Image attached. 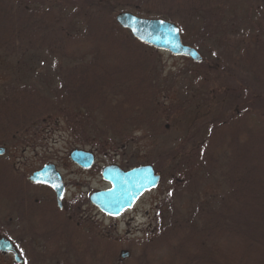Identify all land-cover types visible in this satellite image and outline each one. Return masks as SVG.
I'll return each instance as SVG.
<instances>
[{
  "label": "rangeland",
  "instance_id": "rangeland-1",
  "mask_svg": "<svg viewBox=\"0 0 264 264\" xmlns=\"http://www.w3.org/2000/svg\"><path fill=\"white\" fill-rule=\"evenodd\" d=\"M100 11L102 16L97 19ZM122 12L175 23L181 30L184 44L195 48L202 60L154 47L141 48L140 53H136L138 61H141V55H146L150 63L148 70L155 83L150 93L156 97L154 105H158L162 115L153 118L150 125L133 128L136 129L132 131L133 141H125L122 150L111 152L100 148L96 152L93 148L100 143L96 137L109 131L98 130L88 120L83 121V128L76 130L79 121L73 118L64 119L61 125L55 122L44 125L39 129L41 142L33 147L22 143H16L18 151L5 147L7 154L0 156V167L6 173L5 182L15 189L9 191L8 196L27 190L32 201L40 198L44 204L45 192L28 189L30 185L34 186L29 178L50 163L56 164L64 179L69 181L65 197L71 203L65 210L56 208L54 221L45 214L38 217L30 206L23 215L14 209L17 216L13 213L11 219L8 211L0 213V224L10 231V241L20 240V245L15 242L14 247L24 264H34L35 246L46 242L40 239L41 233L44 234L43 224L46 227L53 225L55 231L51 229L50 232L61 237L55 244L47 243L45 254L55 249L59 251L56 244L64 236L61 230L65 227L62 226L64 221H70L69 215L77 209L78 198L87 200L86 196L92 192L110 187L103 180L101 171L111 163H117L124 170L152 165L161 174L162 183L146 193L132 210L116 219L99 215L93 206L87 205L86 209L82 206L81 212L87 215L84 229H77L72 223L68 229L76 233L84 245H97L95 238L97 243H112L120 252L119 260H129L128 264H159L167 259L169 264L180 258L171 254V249H166L167 242L158 239L165 230L172 228L168 224L172 218L177 219L179 226L168 234L176 242L170 246H181L180 254L183 255L189 252L190 245L200 246L204 238L216 241L218 233L224 234L215 231L216 228L236 229L234 223L238 219L235 216L242 210L241 206L238 209H225L224 206L233 192L227 175L232 171L230 167L235 165L236 155L227 143L255 145L257 151L254 154L264 150V100L260 103L252 101L250 107L253 109H248L246 100L250 97L246 99L240 94L247 87L251 88L249 94H254L255 88L264 85V75L260 82L258 72L264 70V0H0V100L6 97V87L10 85L21 87L36 83L44 86L47 79L58 80V72L74 67L68 68V64L62 67L66 46L70 45L69 50L86 56L97 41L95 36L101 35L106 28V20L115 24L116 16ZM62 30L72 36L68 41ZM33 32L40 33L34 37ZM248 35L252 36L250 42ZM40 47L42 51H38ZM103 47V52L110 51L109 46ZM70 58L76 61V55ZM40 60L42 64H39ZM84 68L96 69L97 66L91 61ZM237 108L242 112L241 116L237 114ZM4 121L5 118L1 124ZM139 127L142 128L137 129ZM238 128L244 130L243 133L237 132ZM74 131L83 137L76 136ZM247 132L255 133L252 138L247 135L245 139ZM232 133L233 140L229 139ZM91 139L93 145L89 144ZM112 141V138L108 139V142ZM201 148H205V157L208 153L207 162L202 160ZM75 149L94 150L96 167L83 170L74 164L70 153ZM190 157L197 163L186 162ZM234 173L239 176L232 177L234 182L245 178L243 172L234 170ZM240 195H236L240 200L246 199V189ZM168 200L175 205L173 208L168 205ZM49 203L40 209H47ZM51 209L48 208L47 213H51ZM189 217L191 219L187 220ZM34 231L37 237H34ZM98 231L112 238L111 241L102 235L98 238L95 234ZM1 232L2 229L0 239L5 236ZM232 232L229 238L236 244ZM146 240L153 243L147 246ZM185 244L187 248L182 251ZM123 253L128 256L123 258ZM153 253H156L154 258ZM141 257L144 258L142 261ZM259 259L258 256L256 264H261ZM0 264L17 263L13 253L0 252Z\"/></svg>",
  "mask_w": 264,
  "mask_h": 264
},
{
  "label": "trees",
  "instance_id": "trees-1",
  "mask_svg": "<svg viewBox=\"0 0 264 264\" xmlns=\"http://www.w3.org/2000/svg\"><path fill=\"white\" fill-rule=\"evenodd\" d=\"M107 10L110 11L109 6ZM101 16L102 12L100 11L97 19L101 18ZM139 16L147 17L146 15ZM102 27L103 25H101L100 30H102ZM34 32L32 34L34 37H37L40 33ZM62 34L67 41L72 37L64 31ZM95 37L97 41L86 56L82 53L76 54L77 52L69 50L70 45L66 46L62 67L66 64H68L67 67L70 65L74 67H68V70L58 72V80L56 78H53V81L47 79L44 86L30 83L21 87L13 85L6 87V97L0 100V147L5 148V146H12L16 143L33 147L41 142L39 129H43L44 125L47 124L49 126L54 122L56 125H61L64 119L69 121L73 118L79 121L76 130L83 128V121L88 120L92 121L98 130L109 131L96 137L100 141L99 146L93 148L96 152L100 151V148L109 149L111 152L119 151L122 150L125 141H133L132 131L136 130L133 128L150 125L153 118H156L157 115H162V112L157 107L158 105H154V102L157 101L156 97L150 93V89L154 88L155 84L148 70L149 66L147 64L150 65V63L147 61L146 55H141V61H138L136 56L137 52L140 53L141 48L147 49L151 46L136 40L129 31L122 29L118 23L114 24L109 20H106V28L103 29V33ZM248 38H250V42L252 36L248 35ZM43 41L45 42L44 39ZM103 43L104 45H101ZM130 45H134V49H129ZM103 46H109L110 51L103 52L102 50L105 49ZM123 48H125V51ZM42 50L41 47L38 49V51ZM71 55H76L75 62L70 58ZM91 61H94L97 68H84ZM39 64H42L41 60ZM258 72H260L261 78L257 75L256 78H260V82H262L264 70ZM263 86L261 88L259 85L255 88L257 92L254 94H249L251 89L249 87L245 88V92L242 89L240 93L242 97H246V99L250 97L246 100L248 109H253L250 107L252 101L260 103L262 102L261 100H264ZM237 114L240 116L242 114L238 108ZM3 118L6 119V122L4 121L1 124ZM233 118L234 116H232L231 120ZM254 118L252 116V119ZM69 123H72V121L68 122L71 130ZM231 129H233V126ZM236 131L243 133L244 130H239L238 128ZM74 133L78 137H83L80 132L74 131ZM254 133L247 132L244 138L246 139L247 135L252 138ZM110 134L113 137H109ZM233 135L234 133L229 135V139L233 140ZM109 138H112L113 141L108 142ZM92 139L89 140L91 145L94 143ZM233 143V145H230V142L227 143L231 151L236 154L234 158L235 165L229 166L232 171L227 175L233 192L226 199L227 204L225 203L224 206L226 205L225 209H238L241 206L242 210L235 216L238 219L234 223L236 229L224 231L216 228L215 231H221L225 235L218 233L219 236L215 237L216 241L204 238L202 244L199 243L200 246L190 245L189 252H185V255H183L180 254L181 246H170L175 245L176 242L171 240L168 234L174 232L175 228L179 226L177 219L172 218L168 223L172 228L165 230L166 232L158 239L162 243L167 242L166 249H171V254H176L180 258V260H172L169 264H256L258 256L260 257V263L264 264V150L254 154L257 151L255 145ZM94 150L93 152H95ZM202 152L204 153L202 160L207 162L209 159L208 153L205 157V148L200 149L201 154ZM187 161L196 162L191 157ZM245 161H248L250 165H246ZM254 162L255 165L252 166ZM200 164H202V161ZM186 167L188 168V165ZM193 169L190 168V170ZM234 170L235 172L244 173L245 178L241 182L239 180L234 182L232 177H239L234 173ZM4 172L3 168L0 167V213L8 211L10 213L9 219H11L10 216L14 213V209L20 210L23 215V211L30 206L33 211L35 210L38 217L45 214L44 216H51L50 220L54 221L55 211L51 209V213H47L48 208H50L49 205L47 209H40L45 206L43 200L39 198V201L36 202L38 200L36 198L32 201L27 190L12 194V197L8 196L9 191H15V189L5 182L7 177ZM243 181L244 184L242 185ZM29 188L35 191L34 189H39V186L30 185ZM244 189H246L247 198L240 200L236 195L243 193ZM167 203L171 208L175 206L170 200ZM15 216H17L16 213H14ZM189 219L191 217L187 220ZM64 223L65 225L62 227H65V229L61 230L64 231V236L56 244L59 251L55 249L54 252L46 254L44 248L48 244H55L61 237L56 235L55 232H50L51 229L54 230L52 228L53 225L46 227L43 224L42 228H44L42 231L44 234L41 233L40 239L42 238L46 242L44 245L35 246L34 264H61L63 261L67 264L129 263V260H119L120 252L110 242L97 243L94 238L97 245H84L80 242L79 237L75 236L76 233L68 229L71 222L64 221ZM1 226V233L5 235H3L5 238H8L11 234L10 231ZM230 231L235 233L236 244L232 243V240H230L232 238H229ZM35 232L34 237H37ZM95 234H97L98 238H102L101 235L107 239L110 238L99 231ZM8 239L10 240V238ZM19 241L17 239L14 243L16 242L19 246ZM151 243H153L151 240L150 242L146 240L145 244L149 246ZM98 244L102 245L99 246ZM196 246H199V248L195 249ZM186 248L187 244L182 245V251L186 250ZM17 252L19 253V251ZM155 255L156 253H153L152 257L154 258ZM143 259L142 257L140 258L141 261ZM168 261L169 259H167ZM167 262L159 264H168Z\"/></svg>",
  "mask_w": 264,
  "mask_h": 264
},
{
  "label": "water",
  "instance_id": "water-1",
  "mask_svg": "<svg viewBox=\"0 0 264 264\" xmlns=\"http://www.w3.org/2000/svg\"><path fill=\"white\" fill-rule=\"evenodd\" d=\"M117 23L143 43L169 51L174 55L188 56L196 61L202 60L196 49L183 43L180 28L172 22L163 19L143 18L124 12L118 15ZM5 152V149L0 148V155ZM71 159L85 169L92 168L96 162L93 153L79 149L72 152ZM102 176L112 187L109 190L94 192L90 196V202L111 217H120L127 210L134 208L146 192L155 189L161 182V176L156 173L152 165H144L128 171L117 165H111L104 168ZM30 182L50 186L56 193L59 207L62 206L61 199L64 195L65 185L55 165H47L42 170L35 172L30 177ZM54 185L57 187H53ZM0 251L13 253L15 262L24 264V260L8 239L0 240ZM127 256V253L122 254L123 258Z\"/></svg>",
  "mask_w": 264,
  "mask_h": 264
},
{
  "label": "flooded vegetation",
  "instance_id": "flooded-vegetation-1",
  "mask_svg": "<svg viewBox=\"0 0 264 264\" xmlns=\"http://www.w3.org/2000/svg\"><path fill=\"white\" fill-rule=\"evenodd\" d=\"M6 147V146H5ZM11 148H14L16 151H18V146L17 144L16 145H12V146H9L7 149H11ZM21 149H22V146H21ZM23 151H25V149H23ZM6 154H7V150H6ZM97 157V156H96ZM70 160L72 161L71 159V153H70ZM73 162V161H72ZM74 163V162H73ZM50 164H54V163H50ZM76 164V163H74ZM56 167L57 165L54 164ZM77 165V164H76ZM97 165V163H96ZM96 165L94 167H96ZM107 165H118L117 163H111V164H107ZM78 167H80L79 165H77ZM94 167H92L91 169L89 170H92L94 169ZM106 167V166H105ZM58 169V168H57ZM80 169H83V170H87V169H84L82 167H80ZM97 169H98V166H97ZM103 170L104 168L102 169L101 171V176H102V173H103ZM63 176V175H62ZM63 181H64V185H65V193H64V197L61 201V207H59V203H58V199L56 198V194L54 192V190L49 187V186H46V185H35V186H39V190L41 191H44L45 192V198H44V205H46V203L50 202L48 205L50 207L53 208L54 211H58L56 210V208H59L60 210H65L67 207H68V204H70V199L69 198H66L65 195L67 193V190H68V185H69V181L64 179L63 177ZM110 188V187H109ZM107 188V189H109ZM107 189H103V190H107ZM99 191H102V190H99ZM95 192V191H94ZM93 193V192H92ZM91 193V194H92ZM86 196L87 197V200L85 197H82V198H78L79 199V203H78V206L77 209L72 212L70 215H69V219H70V222L73 224V226L77 227V229H84V226H85V223L87 222L86 219H87V215H85V212H81V207L84 206V208L86 209V206L87 205H90L89 207L91 208V206H93L91 203H90V196ZM89 197V198H88ZM72 200V199H71ZM36 202H38V200H36ZM94 207V206H93ZM95 210H97V212L99 213V215L101 216H104L106 218H109L110 216L106 215V214H103L101 211H99V209H97L96 207H94ZM95 219V217H93V220ZM111 219V218H109Z\"/></svg>",
  "mask_w": 264,
  "mask_h": 264
},
{
  "label": "snow or ice",
  "instance_id": "snow-or-ice-1",
  "mask_svg": "<svg viewBox=\"0 0 264 264\" xmlns=\"http://www.w3.org/2000/svg\"><path fill=\"white\" fill-rule=\"evenodd\" d=\"M53 187H57V186L54 185Z\"/></svg>",
  "mask_w": 264,
  "mask_h": 264
}]
</instances>
